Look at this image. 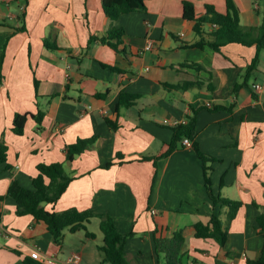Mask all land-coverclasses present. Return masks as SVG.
<instances>
[{"label": "crops", "instance_id": "1", "mask_svg": "<svg viewBox=\"0 0 264 264\" xmlns=\"http://www.w3.org/2000/svg\"><path fill=\"white\" fill-rule=\"evenodd\" d=\"M102 1L31 0L23 21L21 2L0 0V52L5 48L0 144L8 147L7 163L0 164V197L14 182L33 189L38 165L62 163L74 180L46 209L108 213L118 233L135 234L125 247L132 264H163L155 237L171 238L177 231L185 238L183 264L258 260L263 238L257 218L264 214V50L251 74L254 81L250 78L248 86L236 93L256 46L229 44L220 53L185 47L200 39L194 23L183 18L185 0H149L146 11L115 21L104 14ZM193 2L197 18L206 15L207 5L220 14L227 12L225 0ZM234 2L242 27L261 25L264 0ZM23 25L25 30H18ZM112 28L124 30L119 50L125 55L99 39L91 40L106 37ZM203 29L209 32L212 26ZM150 40L154 48L147 50ZM45 41L56 49L46 47ZM186 63L202 65L204 70L181 66ZM185 82L201 87L165 86ZM254 85L263 91L255 92ZM122 93L140 98L117 111ZM215 107L231 110L212 111ZM192 109H200L199 150L215 159L208 164L214 194L243 203L229 224L223 247L194 235L196 223L207 222L214 213L226 223L229 212L210 200L204 162L195 149L182 144L166 158L143 159L167 151L173 127L164 121L186 123ZM40 111L41 124L35 118ZM15 114L29 115L21 136L13 132ZM92 137L97 140L91 148L66 161L67 146ZM109 163L113 165L106 168ZM16 210L11 198L0 200V264H24V257L38 262L48 257L65 264L74 254L81 256L77 264H109L100 249L104 234L99 218L76 233L66 230L58 244L44 222L18 216ZM88 232L94 237L89 238Z\"/></svg>", "mask_w": 264, "mask_h": 264}, {"label": "trees", "instance_id": "2", "mask_svg": "<svg viewBox=\"0 0 264 264\" xmlns=\"http://www.w3.org/2000/svg\"><path fill=\"white\" fill-rule=\"evenodd\" d=\"M31 0H16L21 2L24 10L21 18L25 19L26 8ZM149 0H103L102 9L104 14L111 20H118L121 16L134 12H144L147 8ZM194 0H185L183 2V18L194 23V30L199 36V40L192 44L186 45L187 48L210 49L214 52H221V49L229 44H241L244 46H256L257 52L252 63L246 68L244 82L235 87L237 93L241 88L248 86L251 74L258 68L260 54L264 50V12L262 14V23L258 28H244L240 23L239 10L234 0H225L227 12L220 14L212 5L206 6V15L197 18L195 12ZM206 24H210L212 29L206 32L203 28ZM215 26V27H214ZM20 31L25 30L23 25ZM124 30L112 28L108 35L103 38L91 37V40L99 39V41L112 48L116 52L125 55L124 50H119L123 44ZM90 40V41H91ZM46 47L56 49L54 45L45 41ZM5 57V48L0 52V88L4 81L2 74V65ZM105 68L116 72L123 73L122 70L102 64ZM182 67H189L196 71L204 70V67L199 64L186 63ZM169 89L177 90H192L201 87L200 83L185 82L181 85H165ZM39 83L35 80V90L38 96ZM100 98L103 95L99 96ZM256 98V96L254 95ZM138 95L122 93L117 105V111L121 107L130 108L135 101L139 99ZM231 110L226 107H215V110ZM200 109H192V114L188 117L186 123L179 124L173 127V136L168 144L167 151L158 158H143L144 160L157 161L161 158L170 156L174 151L180 148L183 144V139L188 138L192 141V147L195 149L199 158L204 162V177L207 194L215 206L227 207V221L224 223L220 219V215L214 213L207 222H198L194 225V235L198 239H212L220 246H225L229 236V224L234 220L239 209L243 206L242 202L232 201L222 198L214 194L212 189V168L209 163L215 161L213 157L205 155L199 150L197 143V116ZM28 114H15L13 119V132L16 135H23L25 125L28 119ZM39 124L42 123L44 113L39 112L35 117ZM111 126L112 123L108 122ZM97 138L79 139L76 143L66 147V161L72 162L74 159L91 148ZM8 147L2 142L0 144V164L7 163ZM118 157L121 156L119 153ZM113 163H109L106 168H110ZM38 175L33 179V189H26L20 186L17 182L10 185L6 196H1L0 200L11 198L16 203V214L18 216L31 215L36 221L44 222L48 226L49 232L54 237L58 244H61L64 238V232L68 230L71 233H76L79 230L86 229L92 218L100 219V228L104 234V245L100 248L104 255V262L109 264H132L125 252L127 241L134 237V233L122 235L118 233L113 218L108 213H94L92 210L80 211L76 208H71L63 212H50L46 209V205H55L62 195L66 192L70 183L74 178L67 173L64 164H40L38 165ZM257 207V204L254 203ZM260 227L259 234L263 238V246L261 256L258 260L248 261L247 264H264V214L257 218ZM89 238H93L94 234L87 233ZM185 245V238L182 231H177L171 238L155 237V248L158 255V260L163 264H183L185 254L182 252ZM24 264H42L34 259L24 257Z\"/></svg>", "mask_w": 264, "mask_h": 264}, {"label": "built area", "instance_id": "3", "mask_svg": "<svg viewBox=\"0 0 264 264\" xmlns=\"http://www.w3.org/2000/svg\"><path fill=\"white\" fill-rule=\"evenodd\" d=\"M153 48H154V43L150 40L148 42V44H147L146 49L147 50H152ZM253 89H254L255 92H262L263 91L262 86H259V85H254ZM164 124L165 125H170L171 127H176L177 125H179L181 123H179L177 121L169 122L168 120H165ZM182 143H183V146L188 147V148H191L192 144H193L192 141L190 139H188V138H184ZM1 220L2 219H1V216H0V222H1ZM36 250H38V249H36ZM80 261H81V256L79 254H74V255H72L71 257H69L67 259V262L65 264H77ZM40 263H42V264H59V262L57 260L52 259V258H48V257H43L41 259Z\"/></svg>", "mask_w": 264, "mask_h": 264}, {"label": "rangeland", "instance_id": "4", "mask_svg": "<svg viewBox=\"0 0 264 264\" xmlns=\"http://www.w3.org/2000/svg\"><path fill=\"white\" fill-rule=\"evenodd\" d=\"M251 81H254V78H251Z\"/></svg>", "mask_w": 264, "mask_h": 264}]
</instances>
